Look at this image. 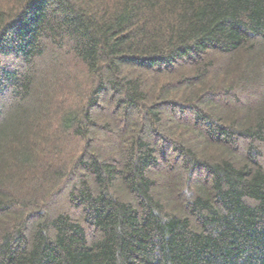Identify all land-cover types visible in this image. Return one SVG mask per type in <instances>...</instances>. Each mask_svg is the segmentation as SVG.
I'll list each match as a JSON object with an SVG mask.
<instances>
[{"label": "trees", "instance_id": "obj_1", "mask_svg": "<svg viewBox=\"0 0 264 264\" xmlns=\"http://www.w3.org/2000/svg\"><path fill=\"white\" fill-rule=\"evenodd\" d=\"M0 264H264V0H0Z\"/></svg>", "mask_w": 264, "mask_h": 264}]
</instances>
